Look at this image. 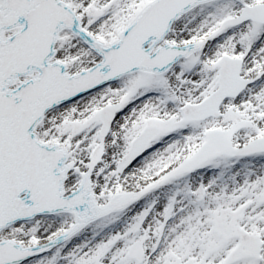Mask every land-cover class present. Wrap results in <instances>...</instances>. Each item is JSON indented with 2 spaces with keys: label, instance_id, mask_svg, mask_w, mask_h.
<instances>
[{
  "label": "snow or ice",
  "instance_id": "6c2138e0",
  "mask_svg": "<svg viewBox=\"0 0 264 264\" xmlns=\"http://www.w3.org/2000/svg\"><path fill=\"white\" fill-rule=\"evenodd\" d=\"M0 264H264V0H0Z\"/></svg>",
  "mask_w": 264,
  "mask_h": 264
}]
</instances>
